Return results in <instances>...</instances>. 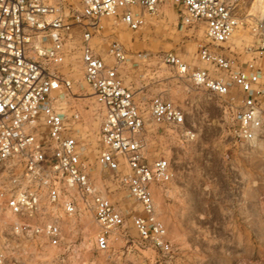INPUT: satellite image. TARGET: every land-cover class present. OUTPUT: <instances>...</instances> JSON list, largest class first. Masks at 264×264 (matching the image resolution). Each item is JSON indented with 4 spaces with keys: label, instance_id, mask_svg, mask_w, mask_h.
<instances>
[{
    "label": "built area",
    "instance_id": "2783aa9c",
    "mask_svg": "<svg viewBox=\"0 0 264 264\" xmlns=\"http://www.w3.org/2000/svg\"><path fill=\"white\" fill-rule=\"evenodd\" d=\"M163 5L176 7L182 26H202L204 44L195 55L202 68L172 51L162 62L220 100L235 144L253 146L264 136V9L244 25L243 0H81L71 14L49 0H0V264H12L6 234L38 251L60 248L62 216L89 215L99 253L129 242L130 213L95 185L85 162L80 115L69 102L75 52L101 111L97 164L139 207L130 221L137 248L149 252L142 264H160L171 253L155 190L166 188L173 170L166 155L148 159L146 124L174 130L182 141L196 134L180 105L162 96L143 103L124 84L118 67L128 59L118 42L106 46L112 64L93 45L104 19L136 32ZM240 28L244 38L237 44Z\"/></svg>",
    "mask_w": 264,
    "mask_h": 264
},
{
    "label": "rangeland",
    "instance_id": "374dc122",
    "mask_svg": "<svg viewBox=\"0 0 264 264\" xmlns=\"http://www.w3.org/2000/svg\"><path fill=\"white\" fill-rule=\"evenodd\" d=\"M49 2L63 5L66 14L81 8V0ZM263 8L264 1L243 0V24ZM102 25L104 31L93 45L107 64L113 63L106 54L107 44L115 41L123 47L128 60L118 70L124 84L143 103L162 96L180 105L187 127L196 134L193 140L182 141L174 130L146 124L148 159L166 155L173 170L166 188L155 190L157 212L171 243V253L160 256V264H264V136L253 146L235 144L220 100L177 77L161 59L172 51L192 67L202 68L195 55L204 44L203 27L182 26L172 5L146 15L145 26L136 32L110 19ZM241 33L233 40L237 44L244 38ZM79 37L77 32V41ZM244 41L250 42L247 36ZM68 68L75 81L69 102L80 115L78 136L87 145V169L95 185L130 213L125 230L129 242H117L115 249L99 253L91 217L62 216L65 239L60 248L38 251L31 241L6 234L9 259L12 264H142L149 252L137 248L130 221L139 207L97 164L101 111L83 81L76 52Z\"/></svg>",
    "mask_w": 264,
    "mask_h": 264
},
{
    "label": "bare ground",
    "instance_id": "6f19581e",
    "mask_svg": "<svg viewBox=\"0 0 264 264\" xmlns=\"http://www.w3.org/2000/svg\"><path fill=\"white\" fill-rule=\"evenodd\" d=\"M261 1H264V0H261ZM264 9V8H263ZM241 27V26H240ZM240 32H242L241 31V28L235 33V35H234V38L237 36V34H240ZM234 38H233V40H234Z\"/></svg>",
    "mask_w": 264,
    "mask_h": 264
}]
</instances>
